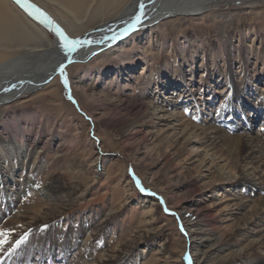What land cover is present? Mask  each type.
<instances>
[{"label":"rangeland","instance_id":"374dc122","mask_svg":"<svg viewBox=\"0 0 264 264\" xmlns=\"http://www.w3.org/2000/svg\"><path fill=\"white\" fill-rule=\"evenodd\" d=\"M30 1L34 3V0ZM219 1L221 0H217ZM251 1L253 4L241 1L222 2L216 8L205 12L208 14L204 15L203 19L197 17L194 21L184 20L179 16L170 21L165 19L166 26L161 28L165 30L163 36L158 29L154 33L151 31L149 35L146 30L138 31V34L135 32L133 34L137 36L134 35L130 39L131 35H129V39H125L124 44L126 45L122 44L121 48L119 44L118 49H115L116 52L106 56L100 55L98 60L90 63L70 64L65 71L57 75L58 85L52 88L46 85L32 93L24 92L20 103L14 104L13 108L5 109L6 113L10 110L20 111L21 114L26 111L20 117L21 120L24 117V122L20 121L19 126L17 119L13 117L5 119L8 121L6 124L10 130L15 131L16 140L33 148L32 160L29 163L31 165L21 166L24 168L21 173L28 174L38 189L41 185H45L49 178L76 189L74 201L69 206L60 210L55 217H48L32 226L27 239L23 242L24 245L27 240L38 238L40 232L46 234L50 228H63L65 233L76 229L79 223L91 220L94 216V220L89 221L88 227H85L88 231L91 225H95L96 218L100 219L102 215L114 214L108 224L101 227L99 236L87 243L86 254L88 255L82 252L84 262L96 261L105 248L118 253L127 241H133L139 238L138 236L143 237V230L150 227L154 231L150 241L148 243L139 242L136 245L138 252L143 250L145 253L148 252L145 258L148 262L156 261L155 258H158L159 264H167L166 261H169L168 264H172L173 261H177V264H196L191 249L187 246L183 247V241L188 243L189 232L185 221L174 208V205L179 204L182 210L191 209L194 212L198 210V217L193 215L190 219H198L203 222V225H208V232L214 237L224 234L223 241L217 243L216 248L210 249V242H202L199 246L198 254L205 253L204 264H239L237 258L232 256L239 253L240 247L246 244L248 239L253 240L257 236L250 237L236 245H225L229 244L228 237L236 227L231 221L223 224V228L218 224L219 219L226 213L218 210L215 205L225 188L223 184L225 174L222 173L225 161H213L212 156L209 153L205 154L201 147H197L196 142L183 148L181 143L185 139L179 138L175 133L178 129L168 130L166 134L161 133L160 135L155 133H153L155 135L152 133L149 135L144 130L133 133L132 122L146 121L157 115L153 116L150 111L146 115L143 111L130 110L125 107L126 104L117 95L119 92L124 93L128 101L140 97L144 91L139 82L144 78L157 82L160 78L157 70L160 64L165 63L163 58L166 57L167 64L176 65L179 55L184 56L181 48L187 46L188 40H185L183 34L189 32L195 34L190 40H195L194 42L201 45V48H198V53L193 50L187 54L184 50L185 55L190 58L188 64H192L194 69H197V82L204 76L202 71L205 67L211 69L212 73L214 72L215 76L212 77L214 81L210 80L217 96L214 102H211L213 98L211 92L207 91L205 85L200 84L201 82L195 84L193 94L198 104H201L203 98H209L207 110L202 109L204 106H198L197 103L188 100L190 99L189 91L186 92V88L179 96L178 92L183 90L176 91L175 87H168V89L156 92L160 86H155L154 83L144 92V101L157 104L162 96L168 97L164 100L172 104L176 103L178 108L188 106L186 107V118L195 122H198L200 112L210 113L216 108L218 111L223 109L222 122L229 125L233 123L230 118L232 112L230 110L228 112L221 106L230 94V79L228 76L226 78L224 73L227 71L226 57L231 47L233 49V71L239 77L243 76V71L247 74L245 77L248 83L245 87L248 91L247 95H250L253 101L260 99L261 93L264 95V0ZM249 5L250 8L246 9L245 7ZM149 39L152 41L151 44ZM207 42L208 44L214 43L217 52L210 53L208 50L210 46L206 44ZM152 43L155 44L152 46ZM169 43H171L170 47ZM178 45L183 46L178 48ZM236 46H242V50L249 54L247 66L244 65L242 57H237L239 52ZM119 48L125 55H128V58L122 57L120 62H117L116 55L115 57L113 55L121 51ZM202 49L205 50L203 59L204 50ZM129 51H132L134 56ZM144 54H146L145 60L142 58ZM172 55L175 59L170 58ZM140 61H143V64ZM119 63H123L125 69L117 71L115 66ZM81 75L83 79L80 87L87 88V97L84 96L82 101L79 90L74 89V80ZM242 87L240 93L244 90ZM235 103L239 105L236 99L234 105ZM172 104H168L167 107L172 109ZM248 108L264 120V107L256 108V110L250 106ZM92 110L99 121L91 115ZM160 119L154 118L153 120ZM0 124H2L0 126L5 125L3 121H0ZM160 126L162 124H158L155 129ZM253 127L258 129L259 126L255 124ZM3 133L4 131L0 128V135ZM212 166L214 168H211ZM16 173L19 174L20 170ZM212 175L214 178L218 177L217 181H214ZM151 182L155 185H150ZM8 187L10 188L11 185ZM262 191L259 192L264 195V188ZM253 192L258 191L254 189ZM40 201L39 192L25 191L23 196L14 203L11 213L2 220L1 226H4L7 219L16 211L25 209V206L37 205ZM94 212L97 214L94 215ZM83 233H80L81 237L78 239L80 242L83 241ZM52 235L55 239H60L59 235L55 233ZM68 239H71V235H68ZM69 251L67 249L65 254L53 248V254H51L53 264H66L64 254L69 256L68 264H71L73 253L70 254ZM242 253L247 255L249 250ZM45 260L46 258L43 263H46ZM37 263L38 260L35 257L30 260V264ZM115 263H118V260Z\"/></svg>","mask_w":264,"mask_h":264},{"label":"bare ground","instance_id":"6f19581e","mask_svg":"<svg viewBox=\"0 0 264 264\" xmlns=\"http://www.w3.org/2000/svg\"><path fill=\"white\" fill-rule=\"evenodd\" d=\"M230 1L253 4L251 0H221L219 2L217 0H155L154 3H148V0H144L146 5L145 16L139 24L125 32L124 30L130 23L131 17L138 11L133 5V0H34V3H32L51 19L52 24L41 23L40 19L36 18V15H39L38 13L35 15L29 14V12H35V9L29 8L26 10L16 0H0V121H3L5 124L0 126L4 131L0 135V228L14 229L7 245L5 244L3 249L0 250V256L3 257L0 259V264H30V260L34 257L38 260L37 264H53L51 255L53 254V248L65 254L67 249H69L70 254L73 253L71 264H119L122 259L124 261L123 264H159L157 262L158 258H155L156 261L148 262L145 259L148 252L145 253V250L138 252L136 249V245L139 242L148 243L150 238H152L154 231L150 227L143 230V237L138 236L139 238L133 241H127V244L121 247L118 253L115 252V254L114 251L105 248L101 251V255L96 258L98 263L96 261L93 262V260L88 262L83 261L86 249H88L87 243L99 236L101 227L106 223L108 224L111 218L114 217V214L102 215L100 219L96 218L95 225H91L87 231L85 227H88L89 221L92 222L94 220V216L90 213L91 215H89L92 216L91 220L88 219L86 222L79 223L76 229H71L72 231L69 230L64 233L63 228H50L46 234L40 232L38 238L35 240H27L25 245L22 243L11 254L7 256L3 255L4 251L16 239L25 232L29 234L33 225L41 223L42 220L48 217H55L60 210L69 206L74 201V196H76L75 188L67 187L51 178L38 189L28 174L24 175L21 173L24 169L21 166L29 165L32 160L33 148H29L27 145L25 146L16 140L15 131L10 130L8 124H6L8 121L5 119L13 117L18 120L19 126L21 125L20 121L24 119L22 117L21 120L20 117L26 111L21 114L20 111H8V109L6 113L5 109L7 107L13 108L14 104L20 103L22 101L20 98H23L21 96L24 92L32 93L44 88L46 85L50 86V88L58 85L57 75L65 71L66 67L70 64L90 63L96 59L98 60L100 55L106 56L107 54L116 52L115 49H118V45L124 44L125 39L129 35H131L130 39H132L134 35L137 36L138 31L146 30L149 35L151 31L154 33L158 29L163 36L165 30L163 31L161 28L164 25L166 26L167 21L178 18V16L184 20L189 19L191 21H194L197 17L203 19L204 15L208 14L205 12L216 8L222 2L227 3ZM245 8H250V5ZM112 12L114 13L110 16ZM165 19L167 20L166 22H164ZM54 26L61 28L70 39L83 41V45L78 44L71 51L61 48V40L52 30ZM135 32L138 33L133 34ZM187 33L183 34L185 40H188L187 46L183 48H181L183 45L177 46L181 48L184 55H179L177 64H167L166 57L163 58L166 64H160L157 70L160 77L159 80L154 82L150 78H144L139 82V85L144 92L148 90L152 83L155 86H160L156 92L168 89V87H175L176 91L183 90L180 93L178 92L177 95L179 96L182 95V92L185 91L184 88H186V92L189 91L188 97L190 99L188 100H191L192 103H197L193 92L195 84L201 82L200 84L205 85L207 91L211 92L213 96L211 102H214L216 92L210 82L214 81L215 74L211 72V69L205 67L202 71L204 76L197 82V69H194L192 64H188V59L190 60V58L185 55V52L189 53L193 50L197 52L198 48H201V45L196 44L195 40H190L195 34ZM122 35L123 38L119 40L118 38ZM151 42L149 39L150 44ZM171 43H169V47ZM154 44L152 43V46ZM208 46H210L208 47L210 53L217 52L214 43H210ZM235 48L239 52L236 51L239 55L237 57H242L244 65L247 66L249 54L242 50V46H236ZM120 50L119 53L117 52L118 54L115 53L113 55V57L116 55L115 59L117 62H120V58L122 57L128 58V55H125L122 49ZM219 50L221 51V49ZM232 50L231 47L227 54V71L224 73L226 74V78L228 76L230 79V94L221 105L228 112L229 110L232 112L230 118L233 123L230 125L225 124L221 120L223 109L218 111L217 108H212L213 110L210 113L208 111L200 112L199 120L195 122L190 118H186V107L188 106L178 108L176 107V103L173 102L172 104V102L164 100L165 98L168 99V97L162 96L160 102L155 104L152 101H144V92H142L140 97L131 101H128L127 95L122 92H119L117 96H120V100L130 110L143 111L145 114L150 111L153 116L154 114L157 115L146 121L132 122L133 133L144 130L149 135L151 133L160 135L161 133L166 134L168 130L176 131L178 129V132L175 133L178 134L179 138L185 139L181 143L183 148L192 142H196L197 147H201L205 154L209 153L213 161H225L222 166V173L225 174L223 180L225 188L220 197H217L218 202H214L218 210L226 212L219 219L218 224L223 228V224L231 221L236 226H234L235 228L232 230L230 237H228L227 241H229V244L226 243L225 245H236L256 235L257 238H253V240L248 239L246 244L240 247L239 253H236L237 255L234 254L232 257H236L239 264H264V195H261L259 192L264 188V120L263 117H260L253 111L251 112L248 108L250 106L256 110V108L264 107V95L261 93L259 95L261 98L254 99V101L250 95H247L248 91L245 89L248 84L245 80L247 74L243 71V76H236L232 69ZM129 52L133 54L132 51ZM202 53L203 59L205 50ZM145 55H142L143 60L146 59ZM173 57L175 59L174 55L170 58ZM213 60L210 61L213 62ZM140 62L143 64V61ZM115 67L117 71L125 69L123 63L116 64ZM155 69L152 70L154 71ZM82 79L81 75V77L79 76L74 80V89L76 91L79 90L81 101L87 94V88L84 86L80 87ZM115 82L118 83L117 81ZM241 86H243L244 90L240 93ZM4 89L8 90L5 91ZM208 99L203 98L201 104L197 103V105H202L204 108H201L207 110ZM235 99L239 105H236V103L234 105ZM168 104H172L173 108L169 109L167 107ZM90 113L96 117L93 110ZM154 118L161 119L153 120ZM95 120L99 121L97 117ZM158 124H162V126L155 129ZM255 124L259 126L258 129L253 127ZM163 127L165 128L163 129ZM157 140L160 141V139ZM211 168L214 167L212 166ZM17 170H20L19 174L16 173ZM217 178H214V181H217ZM154 182H151L150 185H155ZM7 185H11V187L9 188ZM254 189L258 192H253ZM27 190L39 192L41 195L40 203L25 206V209L16 211L14 215L7 219L4 226H1L2 220L14 209L13 205L16 203V200L20 199ZM152 204L154 205L155 203ZM174 208L178 210V213L185 221L189 232L188 243L183 241V247L187 246L191 249L196 264H204L205 253L198 254V251H200L199 246H201L202 242H210V249L216 248L217 243L223 241L224 234L214 237L213 234L208 232V225H203V222H200L198 219L191 220L190 217L193 215H196V218L198 217V210L194 209L195 212L191 209L182 210L179 204L174 205ZM95 214L97 213L94 212ZM52 233L59 235L60 239H55ZM80 233H83L84 236L81 242L80 240L78 241L81 237ZM68 235H71L70 240L68 239ZM245 250H249L247 255H243L242 253ZM83 251L84 255L82 254ZM65 254L63 257L66 264H68L69 256L67 257ZM45 258L46 263H43ZM116 260H118V263H115ZM168 262L166 261L165 263L168 264ZM176 262L173 261L172 264H177Z\"/></svg>","mask_w":264,"mask_h":264},{"label":"snow or ice","instance_id":"6c2138e0","mask_svg":"<svg viewBox=\"0 0 264 264\" xmlns=\"http://www.w3.org/2000/svg\"><path fill=\"white\" fill-rule=\"evenodd\" d=\"M17 3H20L22 7H25L26 10L29 8H34L35 12H29L30 15H35L38 13L39 15H36L37 19H40L41 23H48L52 24L53 22L51 19L44 14L39 8H35L34 5L27 4L25 5L24 0H16ZM155 0H148V3H154ZM133 5L138 9V11L135 12V14L131 17L130 23L127 25V28L124 30L127 32L128 30H131L135 25L139 24L141 19L145 16V2L144 0H133ZM52 30L56 33V35L60 38L61 44L60 47L71 51L73 50L76 45H83V41L79 39H70L64 31L59 28L58 26H54ZM62 67V65H61ZM7 91L8 89H4ZM187 111V110H186ZM195 119V117H193ZM143 191V189H141ZM165 211H168V209H165ZM46 227V226H45ZM14 231V229H7V228H0V250L3 249V246L8 242V240L11 238V233ZM28 233L25 232L23 235H21L18 239L15 240V242L7 248L6 251H4L3 255L7 256L11 254L16 248H18L26 239H27ZM3 257L0 256V259ZM187 258V257H186Z\"/></svg>","mask_w":264,"mask_h":264},{"label":"water","instance_id":"95a60500","mask_svg":"<svg viewBox=\"0 0 264 264\" xmlns=\"http://www.w3.org/2000/svg\"><path fill=\"white\" fill-rule=\"evenodd\" d=\"M24 3H25V5H27V4H31V5H34L30 0H24ZM35 6V5H34ZM36 8V7H35ZM31 9H34V8H31ZM128 34V33H127ZM121 38H123V35L120 37V38H118L119 40L121 39Z\"/></svg>","mask_w":264,"mask_h":264}]
</instances>
